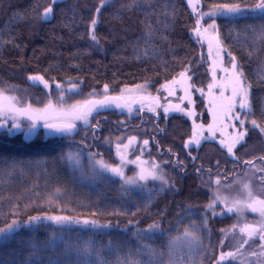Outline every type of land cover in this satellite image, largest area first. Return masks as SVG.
Returning a JSON list of instances; mask_svg holds the SVG:
<instances>
[{
	"label": "trees",
	"instance_id": "obj_1",
	"mask_svg": "<svg viewBox=\"0 0 264 264\" xmlns=\"http://www.w3.org/2000/svg\"><path fill=\"white\" fill-rule=\"evenodd\" d=\"M257 2L199 0L201 12L233 3L252 8ZM50 4L51 0H0V84L7 85L6 93L18 104L34 107L46 98L41 85L28 81L35 75L49 86H74L72 102L118 97L135 86L151 87L162 98L163 85L183 74L196 87H205L207 52L191 37L195 19L185 0H110L98 14L101 0H57L50 18L42 19ZM216 24L223 49L236 61L251 93L246 135L234 156L227 157L216 141H208L188 151L195 155L191 158L183 147L191 132L188 118L161 111L156 118L133 115L125 111L127 106L104 114L106 123L97 132L88 126L76 129L71 137L44 139L43 131H38L27 140L8 136L0 128V228L34 216H68L108 225L65 228L39 222L33 229L24 227L0 241V264H77L78 260L82 264L84 258L78 257L75 245L86 240L93 242L104 264L218 262L228 247L224 232L238 217L208 212L207 203L218 187L213 178L229 183L256 165L255 181L264 187V40L256 35L264 16L246 11L235 18H217ZM194 107L206 123L202 97H194ZM156 128L158 135H149ZM120 133L150 142L147 156L166 161V177L174 186L164 191L152 186L132 189L98 172L87 152L116 166L109 143ZM68 152L80 160L77 166L62 158ZM205 218L207 227H199ZM153 223L160 230L146 232ZM191 224L199 227V243L188 254L177 245L170 249L169 238L182 235ZM138 232L145 238L139 239ZM53 233L58 238L49 243ZM145 244L154 253L144 249ZM87 264H99L97 253Z\"/></svg>",
	"mask_w": 264,
	"mask_h": 264
},
{
	"label": "rangeland",
	"instance_id": "obj_2",
	"mask_svg": "<svg viewBox=\"0 0 264 264\" xmlns=\"http://www.w3.org/2000/svg\"><path fill=\"white\" fill-rule=\"evenodd\" d=\"M185 3L189 8L192 17L195 19V26L192 29L193 31L191 37L198 44L204 45L205 51L207 52V61L209 62L207 66V73H209V79L205 83V87H196L192 84L190 80L191 78L188 75L183 74L178 79L172 81L169 85H163L164 92L162 94V98L159 97L160 95L157 96L156 94H153L151 87L145 86L129 87L127 90L128 92H125V95H121V98L126 102L130 100V103L125 108V111L128 113L130 112L133 115L140 112L141 109H144L150 112L154 111L155 113L161 111L164 115L168 116L178 114L188 118L191 123V132L190 136L186 138V140L199 139V145L194 144L195 147L193 149L195 151L205 142L208 143V141H216L218 148L225 151V155L231 158L234 154H229L227 147L222 146L221 142H223L224 145H227L232 142L234 136H236L239 132L244 131V124L247 119L246 115L251 108V93L241 77L244 87L248 90L249 106L246 108L240 107L239 95L233 99V88L237 86L235 74L241 72L236 68L234 73L232 65L235 63L237 66V63L233 57L223 49L221 40L219 39L218 28L215 32L212 29H209L207 33L204 32V28H206L208 24L212 23L213 20L216 22L217 18H235L245 14L246 11H250L254 15L260 13L252 12L250 10L251 8H246L242 9L240 14H223L219 7H215L208 12H201L199 0H192L191 4L189 3V0H185ZM194 8L195 11L193 10ZM209 12H213L214 14L212 16L206 15ZM198 20L199 25L197 24ZM197 27L200 29L199 35L195 31ZM0 82H3L1 78ZM4 84L9 83L4 82ZM6 87L7 85L0 84V93L3 94L0 96V108L5 109L4 111H0V124L4 125L0 128L6 129L8 136L15 134L23 135L24 132H27L26 138L27 140H31L35 137V134L38 131H43V137L45 139L46 137H49V135L46 134V129L48 128L45 127L46 123L61 125L73 123L75 124L74 131L78 128H86L88 126L91 127L94 123L90 115L82 116L80 110L86 102L96 100L98 98L72 102L70 95L75 91L74 86L63 87L58 84H53L45 87V85H43L42 88L44 90H42L46 93V98L41 100L42 104L39 102L40 105L38 104L39 106L36 105L34 107L18 104L13 96L6 93ZM140 96L149 99V102L141 105L139 108H136L133 103ZM195 96H199V98L202 97L208 117L206 123H203V120L198 118L197 114H195ZM230 105L231 110L229 111ZM7 109L13 110L10 111ZM14 109H28V112H16ZM165 109H167V112ZM29 117H31V119H29ZM242 121L243 124H241ZM14 122L19 123L21 127L19 129L13 128ZM33 122H35L36 126L29 131V126ZM143 141H145V139H139V137L134 134L124 137L122 136V133H120L118 137L110 139V147L113 148L117 159L115 164L116 166L113 167H120L125 178L136 179V183L134 185H126V187L148 190L152 186L164 191L167 188L174 186L168 182L166 177L167 169L164 166L166 161L160 162L155 158L153 159L151 156H147L148 150L144 147ZM241 142L236 144L233 148V152L235 148L241 144ZM215 149L216 147L214 146V150ZM187 153L190 152L187 151ZM91 154L94 153H92V151L87 152L88 159L90 156L93 158L92 160L89 159V161L98 172L106 174L109 177L118 178L124 183V180L120 177L113 176L111 172L100 169L99 165L95 164V161L102 159L105 162V160L103 158H95ZM190 155L191 158L195 156L191 153ZM72 161L74 162V166H77L80 162L77 157H74ZM154 165H158V167L155 168L156 174L158 176H162L167 183H162L160 179H152L151 177L145 180H139L141 169H144L145 174H147L153 169ZM256 169V165L247 167L243 176H235L232 181H229V183L222 180L220 181L218 178H213L212 180V183H215L218 187L213 190L211 199L207 205L213 201L214 195L217 191H219L223 197H226L228 202L227 204L217 202L215 204L216 214H213V212L206 207L210 215L222 217L234 214L238 217L234 225L227 228L224 232V238L228 247L223 253L227 254L231 252L233 255H225V259L223 261H220L218 258V262L215 264H264V248L261 247V244L264 242H262L259 238L261 234H264V227H262V225H264V217L260 215L259 211L254 212L251 208L244 206H241L239 211L234 210L233 212H227V207L232 205L233 200H248L247 193L243 190V185L245 184L249 186L255 200H264V187L257 182L258 177ZM217 180L220 181L219 185L216 183ZM255 206L259 207L258 204ZM40 222L44 224L48 223L55 227L58 226L47 220H42ZM35 225L38 224L36 223ZM35 225L18 227L13 233L24 227L33 229L35 228ZM246 225L248 226L247 228L245 227ZM63 227L67 228L69 226ZM95 229H99V227ZM241 229L245 230L241 231ZM13 233L10 235H13ZM2 240L3 239H0V241ZM245 241H247V243H245ZM178 243L179 244H176V247L181 249V251L186 254L190 253L191 250H189V248L195 245V243H189L187 239L181 240Z\"/></svg>",
	"mask_w": 264,
	"mask_h": 264
},
{
	"label": "snow or ice",
	"instance_id": "obj_3",
	"mask_svg": "<svg viewBox=\"0 0 264 264\" xmlns=\"http://www.w3.org/2000/svg\"><path fill=\"white\" fill-rule=\"evenodd\" d=\"M56 3H57V0H51V4L44 10V12L42 14V17H41L42 19L50 18V16L53 13L52 5H55ZM107 3H110V0H101L100 7H98L96 9L97 14L100 12L101 8L104 7L105 4H107ZM189 3L191 4L192 0H189ZM218 7L222 10L223 14L236 15V14H240L242 12L241 6L238 3H233L230 5L225 4V5H221ZM193 10L195 11V8ZM250 10L252 12H259L262 16H264V0H258V2ZM213 14H214L213 12H209L206 15L212 16ZM96 23H97V20L95 18L92 19L91 25L93 26V31H94V26L96 25ZM197 24L199 25V20L197 21ZM209 29H212L214 32L216 31L217 25H216V22L214 20L212 21V23L208 24V26L206 28H204V32L207 33ZM195 31L197 32L198 35L200 34L199 27H197L195 29ZM256 35L261 40H264V25L260 26V30H259V32L256 33ZM91 38L94 41L97 39L94 34L92 35ZM232 67H233V70L235 73V70L237 68L236 64L233 63ZM241 77H242V73H236L235 74V80H236L237 86L233 88V99L237 95H239L240 96V107L246 108L249 106V94H248L247 88H245L243 85V81H242ZM29 79L32 81H39V82L43 83L45 85V87H47V83L45 82V80L42 76H39V75L30 76ZM248 87H250V86H248ZM105 91H107V86H105ZM2 95L3 94L0 93V96H2ZM108 99H109L108 97H105V101H107ZM105 101H99L97 103H99L100 105H103L105 103ZM117 106H119V105H117ZM4 110L5 109L0 108V111H4ZM7 110L11 111L13 109H7ZM14 110L16 112H23V113L28 112V109H14ZM230 110H231V105L229 106V111ZM90 111H91V109H89V112ZM165 111L167 112V109H165ZM85 115H87V113ZM29 119H31V117H29ZM241 124H243V121L241 122ZM252 124L255 127H259V125H257L255 120L252 121ZM3 126L4 125L0 124V127H3ZM35 126H36L35 122H33L29 126V131H31L33 128H35ZM20 127H21V125L19 123H17V122L13 123V128L19 129ZM45 127L54 128L57 132L71 133V131L75 128V124L66 123L63 125H53V124H47L46 123ZM9 131H11V130H9ZM262 131H264V130H262ZM245 135H246V132L241 131L236 136L233 137L231 143L224 145L223 142H221L222 146L227 147V151L229 154H233V148L236 146V144L243 141ZM147 143H148V141H144L145 145H147ZM188 143L189 144L195 143V144L199 145V139H192ZM185 146L187 147L188 145L186 144ZM62 158L68 160L71 163L72 160L74 159V156H73L72 152H68V153H65ZM89 159L92 160L93 158L90 156ZM262 159H264V158H262ZM248 163H251V162L249 161ZM95 164L99 165L100 169H102L103 171L111 172L113 174V176H118L121 179H123L124 185H134L136 183L135 178H125L124 173L120 167L110 166L107 163H105L102 159L96 160ZM156 167H158V165H154L153 169L150 172H148L147 174H145L144 169H141V173L139 174V180H145V179L151 177L152 179H160L162 183H167V181L164 180L162 176H158L156 174V172H155ZM93 171H95V169H93ZM262 179H264V178H262ZM216 183L219 185L220 181L217 180ZM124 185H122V187H124ZM243 190L247 193L248 200H243V201L238 200V199L233 200L232 205L227 207V212H233L234 210L239 211L240 207L244 206V207L251 208L252 211H254V212L259 211L260 215L262 217H264V200H258V201L255 200V198L253 197V193L251 192V190L249 189V186L247 184L243 185ZM57 191H59V190H57ZM217 202L225 203V204H227V202H228L227 198L223 197L219 191H217V193H215L213 201L207 205V208L210 209L213 212V214H216L215 213V204ZM257 204L259 205V207L255 206ZM42 220L51 221L52 223H54L58 226H61V227H63V226H69L70 227L72 225H80V226L85 227V228L91 227L93 229L98 228V227H108V225H99L94 220H88V219H82L81 220V219H77V218H70L68 216H45V217L34 216V217H29L28 220L24 221V222L13 220L10 224L7 225L6 228H0V239L8 240L10 238V234H12L16 228L21 227V226L35 225L36 223H38ZM199 227H204V228L207 227V219L206 218L203 220L202 225ZM199 227L195 224H191L188 227H185L182 235H179L176 237H170L169 241H168L169 248L171 249L179 241L184 240V239H187L189 241V243L198 244L199 243V236L197 235V232L199 231ZM245 227L247 228L248 226L246 225ZM262 227H264V225H262ZM158 230H160L159 224L153 223L145 231L146 232H153V231H158ZM244 230L245 229H241V231H244ZM137 236L139 239L145 238L144 233H141V232H138ZM57 238H58V234L53 233L49 243H51V241H53V240H56ZM259 238L262 242H264V234H261ZM245 243H247V241H245ZM143 247H144V249L148 250L150 254L154 253V250L151 249L150 245L145 244ZM261 247L264 248V243L261 244ZM70 248H71V246L66 247L65 252L67 253ZM75 248H76L78 257L83 256V258H84L82 264H87L88 258L94 252L97 253V259L99 261V264H104V262L102 261V258H100L98 255L99 250L94 247V244L91 240H86L82 244L77 243L75 245ZM225 255L232 256L233 253H231V252H229L227 254L222 253L219 257V260L223 261L225 259ZM77 264H81V262L78 260ZM128 264H140V262L139 261H129ZM169 264H172V262L170 261Z\"/></svg>",
	"mask_w": 264,
	"mask_h": 264
},
{
	"label": "water",
	"instance_id": "obj_4",
	"mask_svg": "<svg viewBox=\"0 0 264 264\" xmlns=\"http://www.w3.org/2000/svg\"><path fill=\"white\" fill-rule=\"evenodd\" d=\"M31 84L36 85V86H43L44 84L39 82V81H32V80H28ZM46 82V81H45ZM109 99L107 101H105V98L103 99H99V100H90L88 102H86L83 107L81 108L80 112L82 116H85V114L87 113V115H91L94 114L96 112L99 113H107L110 111H118V109H122L126 106V104L128 102L124 101L121 97H116V96H107ZM114 98V99H113ZM99 101H105V103L103 105H100ZM148 103V99L140 97L138 98L135 102H134V106L135 107H140V105ZM119 105V106H117ZM89 109H91V111L89 112ZM53 125H61V124H53ZM46 133L47 135H49L50 137H64V136H72L74 133V129L71 131V133H65V132H57L54 128H47L46 129ZM27 132H24L22 137L25 139L27 136ZM190 140H187L186 144L188 145L187 147L185 146V150H190L194 147L195 143H191L189 144Z\"/></svg>",
	"mask_w": 264,
	"mask_h": 264
},
{
	"label": "flooded vegetation",
	"instance_id": "obj_5",
	"mask_svg": "<svg viewBox=\"0 0 264 264\" xmlns=\"http://www.w3.org/2000/svg\"><path fill=\"white\" fill-rule=\"evenodd\" d=\"M145 113L147 114V115H150V116H154V118H156V114L157 113H155L154 111H147V110H144V109H141L140 110V112H139V114H140V116H143V115H145ZM91 117H92V120H93V125L91 126V130H92V132H97V130H99V126H100V124H102V123H106L105 121L107 120L106 119V116L104 115V113H99V112H96V113H94V114H91L90 115ZM140 120H142V117H141V119ZM155 125H156V123H155ZM156 130L157 131H151L152 133L151 134H149V135H152V137L154 136V137H156L158 134V128H156ZM145 141H147V140H145ZM144 142V141H143ZM149 143L150 142H148L147 143V145H145V144H143L144 145V147L147 149V150H149ZM185 146V145H184ZM195 147V146H194ZM193 147V148H194ZM192 148V149H193ZM192 149H190V151L192 150Z\"/></svg>",
	"mask_w": 264,
	"mask_h": 264
}]
</instances>
